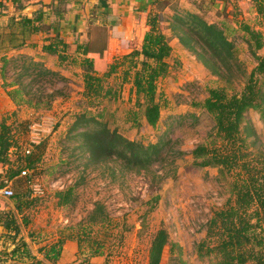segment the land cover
<instances>
[{"label": "rangeland", "instance_id": "374dc122", "mask_svg": "<svg viewBox=\"0 0 264 264\" xmlns=\"http://www.w3.org/2000/svg\"><path fill=\"white\" fill-rule=\"evenodd\" d=\"M21 1L24 5H31L28 0ZM74 2L69 4L70 12L76 4ZM34 4L37 5L35 10L42 6L41 1ZM77 4L84 9L82 1ZM258 4L254 0H166L161 7L158 6L156 11L160 13L161 30L168 38L172 53L167 59V74L156 81L157 95L165 100L163 105L166 103L156 126L148 125L142 116L137 124L128 120L130 109H138V106L131 83L134 68L130 66L129 58L123 57L140 48L145 32L137 33L133 46L126 49L121 40L109 43L105 59H101L96 67L97 71H104L107 63H121L107 79L116 91L115 96L111 94L94 104H90L84 96V71L70 60L76 55V38L81 42L90 41L97 49L102 44L95 38L97 33L91 30L88 20L94 18L101 21L104 15L92 6L89 7L86 27L74 34H71V29L65 30L67 22L71 24L72 21L69 13L65 15L66 24L59 28L61 37L68 42L64 51L67 59L63 62L57 55L42 51V46L53 37L52 29L36 34L26 33V47L15 51L0 50V121L5 119L11 125L19 146L18 149H11V159L15 160L17 154H26V149L31 153L36 151L37 144L44 145L35 171L25 169L26 175H31V181L21 187H14L12 181L8 183L14 191L16 188L30 190L29 196L24 198L31 201L30 205L23 206L21 212L14 210V215L21 227L19 234L30 236L35 242L33 247L38 258L42 257L38 248L52 243L59 231L62 230L63 235L86 231V235H82L83 241L78 243L73 240L81 260L78 264H90L92 258H97L98 264H147L151 237L158 228L164 227L170 239L181 246L185 260L191 264H209L207 259H198L195 244L204 237L205 224L213 211L228 198V180L222 178L215 167L194 166L190 152L206 138L213 126L211 116L198 104L207 96L209 87L222 85L223 82L212 74L197 54L181 43L177 30L173 29L176 24L174 15L186 17L188 13H197L208 23L222 27L237 49L238 58L248 74L255 60L243 36V26L264 31V13L259 12ZM85 5L88 7L89 2ZM10 6L11 13V3ZM54 20L50 15L42 27L45 29ZM5 27L3 25L0 30L3 34L9 30L3 29ZM14 31L19 35V29ZM3 38L6 40L7 36ZM258 53H264V49ZM141 59L142 56L135 57L133 62L139 64ZM128 70L131 76L124 80V73ZM11 82L16 83L6 86ZM23 84L28 85L16 95V99L23 96L31 103L17 104L7 91L15 88L22 90ZM235 87L237 90L243 87L242 78L235 82ZM86 108L92 113L105 108L108 125L117 127L122 135L131 140L144 144L167 138L177 141L175 147L184 154L169 157L170 160L175 158L172 162L175 173L171 171L159 181L153 174L162 172L164 168L160 164L152 165V174L147 175L119 169L113 173L111 166L87 162L84 152L77 148L78 142L73 137L75 131H70L76 114ZM244 124L248 128L247 150L264 154V123L259 113L248 110L244 115ZM67 186H75L73 201L57 206L55 192ZM155 195H159V200L153 204ZM7 203L5 208L12 209L13 204L10 201ZM97 205L102 206L98 211L107 214L111 221L109 225L92 224L91 217ZM24 218L28 219L27 225L22 224ZM100 241L102 254L91 256L90 252ZM15 263L26 264L21 261ZM168 263L169 250L166 247L160 264Z\"/></svg>", "mask_w": 264, "mask_h": 264}, {"label": "trees", "instance_id": "16d2710c", "mask_svg": "<svg viewBox=\"0 0 264 264\" xmlns=\"http://www.w3.org/2000/svg\"><path fill=\"white\" fill-rule=\"evenodd\" d=\"M71 1L51 0L50 3H42L40 8L34 10L32 17L20 16L17 19L14 16L10 17L5 27L9 29L8 32L6 34L0 32V50L26 45V33L36 34L52 29L53 37H50L48 43L42 46V51L57 55L60 62L66 60L67 55L64 51L68 47V42L61 37L59 28L66 24L65 15L69 13ZM165 1H154V11H150L147 15L148 30L143 34L140 48L134 49L123 57L129 58L130 66L134 68L131 83L138 109H130L128 112V120L134 124H137L139 117L142 116L148 125L156 126L161 116V109L166 105V103L163 105L165 100L157 95L156 87L157 79L164 77L168 72L167 59L172 53L168 38L161 30L160 13L156 11ZM254 1H258V10L263 14L264 0ZM12 3L19 10L23 7L21 0H12ZM102 3L105 4L100 0L99 6L102 7ZM50 15L55 20L48 23L44 29L42 26L46 24ZM186 15V17L174 15L176 24L173 29L177 30L181 43L197 54L212 74L223 82L222 85L209 87L207 96L198 104L211 116L213 126L206 138L191 150L192 164L199 168H217L221 177L228 180L229 186L228 198L223 205L213 211L205 224V235L195 244L194 250L198 259H207L209 264H264V154L260 151L251 153L247 150L248 128L244 124V115L248 110L259 113L264 123V53H258L264 49V31L243 26L245 30L243 36L255 60V65L247 74L243 62L238 58L237 49L222 27L215 23H208L197 13L191 12ZM88 21L90 26L105 24L102 19L98 22L90 18ZM15 29H19V35L16 34ZM5 36L8 41L3 38ZM75 40H77L76 55L71 58L70 63L79 64L84 71L83 94L88 102L94 104L93 102H99L111 94L115 96L116 91L107 79L121 63H107L104 71H97L96 67L101 63V59H105L104 48L99 46L97 49L91 45L90 41L81 42L77 38ZM59 45L62 46L61 49ZM138 56H142L139 64L136 61L133 62ZM4 64H6L5 60ZM130 76L129 70L125 71L124 80H128ZM241 78L243 87L237 90L235 82ZM15 83L11 82L6 86H13ZM27 85L23 84L22 90L18 88L8 90V95L17 104L31 103L23 96L16 99V95L23 92ZM76 115L70 131H75L73 137L78 142L77 148L81 153L84 152L83 157L87 162L111 166L113 173L119 169L150 175L152 165L160 164L164 169L153 176L161 181L171 171L175 173L176 168L172 162L177 155L184 154L175 147L177 141L171 138L144 144L125 137L117 127L112 128L108 125L105 119V108L97 109L94 113L86 108ZM18 147L11 125L7 124L5 119L1 120L0 189L8 186L9 181L13 182L14 187L27 185L31 181V175H26L25 169L35 171L36 162L41 160L43 144L35 145L36 151L32 153L29 150L24 155L17 154L16 159L12 160L11 149H18ZM173 154L175 158L170 160L169 157L172 158ZM74 193L75 186L57 190L55 192L57 206L70 204ZM29 194V189L20 191L17 188L13 190L10 197L0 194V224L6 231L14 234H12L13 238L21 231L14 210L21 212L23 206L30 205L31 201L24 200ZM158 200L159 195H155L152 198L153 204H156ZM9 201L13 204L12 209L5 208ZM101 208V205H97L96 211L94 209L95 213ZM95 213L91 217L92 224H110L111 221L106 213L101 211H98V214ZM22 224L27 225L28 219H22ZM69 229L72 228L69 227ZM73 233L63 235V231H59L58 237L52 243L38 248V252L42 253L41 258L29 252L24 240L19 241L12 253H19L17 256H27L29 261L26 264H55L64 242L76 239L80 243L83 241L82 235H86L87 232ZM101 247V241L96 242V248L92 249L90 255L102 254ZM166 247L169 250L168 264H191L182 257L181 246L170 239L164 227L158 228L151 237L147 251V264H160Z\"/></svg>", "mask_w": 264, "mask_h": 264}, {"label": "crops", "instance_id": "0c3cea01", "mask_svg": "<svg viewBox=\"0 0 264 264\" xmlns=\"http://www.w3.org/2000/svg\"><path fill=\"white\" fill-rule=\"evenodd\" d=\"M9 1L10 0L0 1L3 2V4L0 6V30L2 29L3 25L6 26L9 18L12 16H14L16 19L20 16L32 17V13L37 6L34 3L39 1H41L42 3L51 2V0H28L31 5H24L23 3L22 10L17 9L16 7H14L13 3L10 2L13 9V11L10 13L9 10L11 9V6ZM72 1H76L74 2L76 4H73L72 6V11H69L72 21L71 24H68L69 21L67 22L65 30L69 31V29H71V34H74V32L77 30H83V28L86 27V21L88 20V16L90 13L89 7L92 6L96 12L104 15L102 17V21L105 22V24L93 25L91 26V30H94V33H97V36H95V38L102 42L100 46L104 48L106 56V54L108 53L109 43H112L115 40H121V42H123L125 46V49L133 46L132 43L135 36L138 35L137 33H144L147 30L148 25L146 23V18L150 11L154 10L153 3L155 0H101L105 2V4L102 3V7L99 6L100 0ZM78 1H82L84 9L80 8V6L77 4ZM86 2H89L88 7L85 5ZM6 10L8 12H6ZM26 46L28 45H24V47ZM20 48H23V46ZM20 48H12V50L15 51L16 49ZM12 234L13 233L6 231L2 224H0V256L3 257L2 259H0V264H16L15 262L17 261H29V258L27 256H17L19 253H12L13 249L18 245L19 240H24L28 245L29 252L32 255H36L38 257L35 251V247H33L35 242L33 241V239H31L30 236H23L21 234H18L15 236V238H13ZM77 247V244L73 240H66L62 246L61 254L59 256V259L57 260V264H78L81 260L78 259ZM7 260H13L14 262L9 263ZM97 261V258H92L90 260V264H98Z\"/></svg>", "mask_w": 264, "mask_h": 264}, {"label": "built area", "instance_id": "2783aa9c", "mask_svg": "<svg viewBox=\"0 0 264 264\" xmlns=\"http://www.w3.org/2000/svg\"><path fill=\"white\" fill-rule=\"evenodd\" d=\"M29 152V149H26V153ZM23 174L25 172H22ZM0 194L5 196V197H10L13 194V190L9 186H5L0 189Z\"/></svg>", "mask_w": 264, "mask_h": 264}]
</instances>
